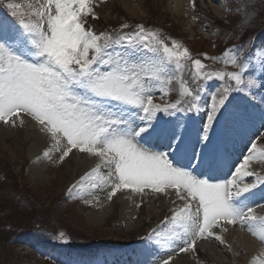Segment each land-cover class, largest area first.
Returning <instances> with one entry per match:
<instances>
[{
    "label": "snow or ice",
    "instance_id": "snow-or-ice-1",
    "mask_svg": "<svg viewBox=\"0 0 264 264\" xmlns=\"http://www.w3.org/2000/svg\"><path fill=\"white\" fill-rule=\"evenodd\" d=\"M5 7L16 21L0 17V124L16 128L24 126L26 119L34 122L52 141L42 154L44 158L50 159L51 153L57 151L61 153L57 162H62L73 149L99 158L108 174L101 176L98 183L92 180L90 186L101 190L107 187L108 200L121 189L133 192L150 189L157 193L175 190V195L184 201L171 218L185 224L184 235L179 237L183 241L179 253L195 251L197 239L214 238L224 244V239L212 229L226 232L227 225L246 227L264 242V217H257L251 206H238L235 199L242 193L252 194L257 183L243 187L236 186V180L210 183L184 168L174 167L169 154L144 147L158 142L171 148V155L187 158L190 163L197 155L183 136L181 128L186 126L173 127L171 121H162L157 116L182 110L181 102L153 103L154 93L159 90L161 95H167L165 87L175 79L174 75H168V66L174 63L176 69H181L182 58H191L187 48L181 50L175 40L168 41L141 24L130 33L115 34L97 33L85 27L89 17L98 19L93 0H38V6L29 5L32 11L28 17L19 11L20 4L7 3ZM120 27L127 29L129 25ZM118 45L140 46L147 58L134 61L131 54H113L112 49ZM240 51L237 48L224 53L225 62L239 71H206L200 59H193L191 75L196 88H200V82L225 78L235 82L236 90L245 84L254 85V80L245 82L246 57L240 56L238 60ZM260 68L264 70V59ZM179 88L182 97L190 98L189 110L198 109L201 99L198 91L183 79L179 80ZM232 88L230 84L223 92L211 96L208 123L203 125L204 145L211 140L208 132L214 121L227 110L226 101ZM137 116L139 125L134 122ZM243 118V115L233 117ZM61 141H66L62 148ZM248 151L234 176L256 175L247 170L257 151L255 141ZM198 155L202 163L206 155L203 152ZM101 164L85 173L77 185L82 186L94 177ZM257 181L264 186L259 176ZM93 199L99 201L96 196ZM257 221L260 227L254 230L253 223ZM171 260L169 255L161 264H171Z\"/></svg>",
    "mask_w": 264,
    "mask_h": 264
},
{
    "label": "rangeland",
    "instance_id": "rangeland-1",
    "mask_svg": "<svg viewBox=\"0 0 264 264\" xmlns=\"http://www.w3.org/2000/svg\"><path fill=\"white\" fill-rule=\"evenodd\" d=\"M2 1L6 4H20L19 11L26 17L30 16L32 11L29 5L38 6V0ZM174 1L105 0L102 2L100 0L99 3L98 0H93L98 19L93 20L89 17L87 23L91 24L97 33L104 31L103 26L107 27L108 33L125 31L126 29L120 27L125 23L129 25L128 31L131 32L136 25L141 24L147 31L156 32L164 38L168 37V32L159 30V27L168 29L172 36L184 38L193 55H199L198 59L205 64L208 55L210 57L214 55V49L211 46L214 33L212 35V29L204 30L205 25L199 22L202 17L196 22L194 18L198 16L193 19L185 17V8L176 10ZM230 2L236 4V0H222L218 2V5L229 6ZM251 2L253 7L252 12L250 11L249 24L255 28L259 27L256 37L264 39V2L262 0H251ZM201 8L205 11L206 6L203 5ZM206 11L210 19L221 25H226L228 22L232 24L240 18L236 16L231 19L227 12L225 13L227 18H224V14L214 7H209ZM119 15L122 16L119 17ZM100 26L101 30L98 32ZM247 39L239 34L238 39L234 38L233 42L247 44L249 41H244ZM138 48L140 46L125 45L121 54L125 56L131 54V59L134 61L146 59L145 51ZM115 51L113 48V53ZM255 51L254 61H245L244 64L245 82L254 80L255 83L254 85L245 84L241 86V90L235 89L239 97L234 99L239 103L240 111L231 109L226 126L222 130L221 139L224 141L226 137L227 144L225 156L231 159L225 163L227 173L219 178H225L228 181L236 180L238 187L257 183V188L252 190V194H241H246L245 196L251 198V201L240 205L237 199V203L241 207L251 206L257 217H264V186L257 181V176L264 180V155H261L264 153V91L261 87L264 84V70L260 68V61L264 59V50L257 47ZM212 61L215 62V58ZM213 65L216 66L213 72L239 71V68L231 63H226V71L221 69L223 65L218 66L214 63ZM203 103L204 100H201V105ZM204 112V116H207L208 111L204 109ZM237 115H243L244 118L234 120L233 117ZM137 119L138 116L134 117V122L139 125L140 121ZM0 128V264H104L105 261L97 257L96 247H103L114 242L113 249L119 250L126 247L127 250H131L139 245L134 247V252L143 251L148 247L145 245L146 239L155 241L152 235L158 233L164 236L167 232L166 228L158 229L154 226L163 225L167 216L172 217L174 207L178 203H184L174 197L175 190H172V194L164 196L151 194L147 198L144 196L137 200L135 192L129 194L131 189H121L112 200H108L107 187L101 190L92 189L90 186L92 180L98 183L101 176L107 177L108 174V169L102 166L99 158L73 149L64 161L57 162L60 152H52L50 159L43 157V152L52 141L46 134L39 131L37 125L16 128L0 126ZM260 128L262 135L255 141L257 151L247 169L256 175L244 176L241 173L239 176H234L233 165L244 148L247 145L250 148V142L256 137ZM27 130L33 137L34 134L36 136L39 134L43 138L42 144L35 151L31 144L32 136L27 138ZM211 130L212 128L210 132ZM1 132L8 134L6 133L5 138H2ZM65 143L66 141H61L60 147L62 148ZM159 146V152L168 154L173 151L162 144ZM235 149L237 154H234ZM230 150L234 154L233 158ZM247 155L249 151L242 157ZM169 159L174 167L184 168L183 163L188 164L189 168L193 167L194 158L190 163L187 158L181 159L169 154ZM98 164H101V167L94 177H90L89 181L82 186L77 185L80 178ZM189 168L187 171H190ZM215 171L216 175H219L218 169ZM215 179L209 182L216 183ZM93 196L98 197L99 201L93 199ZM168 198L171 202L164 206ZM143 200H145V206L140 207V210L137 203ZM180 224L182 222L172 220L169 229ZM253 227L254 230H258L259 222H254ZM240 228L239 224L226 232L221 231L220 228H213L215 235L227 233L225 238L222 236L225 243L215 241L209 243L211 246L202 247L204 253L202 261L205 264H261L264 258L255 256V250L258 247L260 251L259 246L264 248V242L259 239V234L253 235L246 227H242L241 230L251 235L257 242L246 238L242 232L237 233ZM151 232H153L152 235L148 237ZM21 234L26 235L23 242L18 240ZM228 245L231 252L228 251ZM216 248H219L222 253ZM75 249L82 252L73 251ZM178 259L180 260L173 264H191L185 257L180 256ZM132 264H140V262Z\"/></svg>",
    "mask_w": 264,
    "mask_h": 264
},
{
    "label": "bare ground",
    "instance_id": "bare-ground-1",
    "mask_svg": "<svg viewBox=\"0 0 264 264\" xmlns=\"http://www.w3.org/2000/svg\"><path fill=\"white\" fill-rule=\"evenodd\" d=\"M174 3H175V9L176 10H179V9H184L185 8V2L183 1V0H175L174 1ZM175 10V11H176ZM28 126H33V124L32 125H28ZM28 128V127H27ZM1 129V128H0ZM6 131V130H5ZM7 132H4V133H2L1 132V136H2V138H5V134H6ZM8 134V133H7ZM26 134H27V138H30L31 136V139L33 140V143H32V141H31V144H32V147L34 148V151L35 150H37V148L42 144V141H43V138H42V136H39V134L36 136L35 134H34V137H33V135H30V131H26ZM31 147V146H30ZM32 150V149H31ZM56 152V151H55ZM53 153H54V151H53ZM56 154V153H55ZM58 155V154H57ZM132 200V199H131ZM244 240V239H243ZM241 241V240H240ZM180 259H178V261H179ZM186 261H187V259H186ZM187 263V262H186ZM178 264V263H177Z\"/></svg>",
    "mask_w": 264,
    "mask_h": 264
},
{
    "label": "trees",
    "instance_id": "trees-1",
    "mask_svg": "<svg viewBox=\"0 0 264 264\" xmlns=\"http://www.w3.org/2000/svg\"><path fill=\"white\" fill-rule=\"evenodd\" d=\"M263 2H264V0H263ZM238 25H239V24H238ZM236 28H237V26H236ZM259 29H260V28H259V27H257V28H255V29H254V31H255V30H259ZM235 30H236V29H235Z\"/></svg>",
    "mask_w": 264,
    "mask_h": 264
}]
</instances>
